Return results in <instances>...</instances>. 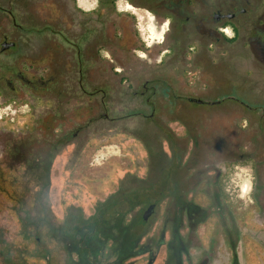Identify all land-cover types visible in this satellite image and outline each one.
Segmentation results:
<instances>
[{"label": "rangeland", "instance_id": "374dc122", "mask_svg": "<svg viewBox=\"0 0 264 264\" xmlns=\"http://www.w3.org/2000/svg\"><path fill=\"white\" fill-rule=\"evenodd\" d=\"M40 1L0 0V42L4 36L15 41L0 50V264H69L57 227L73 213L90 216L112 193L166 166L173 151L160 124L178 138L197 127L196 144L192 138L179 143L186 151L176 177L206 217L192 226L183 216L174 252L170 198H163L141 239L148 250L123 264H264V188L251 159L233 160L235 143L245 136L216 129L214 107L188 102L190 95L257 101L264 131V65L242 41L240 24L264 0L243 5L237 32L228 28L233 41L212 54L210 65L197 63L193 53L183 63L182 36L174 26L167 30L168 23L162 39L155 38L165 12L154 0L152 9L128 0L115 10L133 15L142 37L135 50L115 59L109 51L101 59H77V46L86 43L82 18L68 43L65 24L52 22ZM63 1L73 9L74 0ZM88 18L94 20L88 23L91 41L96 18L91 12ZM49 75V87L28 82ZM203 79L213 86L193 91ZM146 80L156 91L141 92ZM107 149L103 160L95 159Z\"/></svg>", "mask_w": 264, "mask_h": 264}, {"label": "flooded vegetation", "instance_id": "af4514ba", "mask_svg": "<svg viewBox=\"0 0 264 264\" xmlns=\"http://www.w3.org/2000/svg\"><path fill=\"white\" fill-rule=\"evenodd\" d=\"M88 1V0H87ZM122 1V2H121ZM128 0H91V6L83 5L78 0H74L73 9L69 10L63 0H41L40 5L44 8L48 6V13L54 15L52 22L61 21L65 24L70 35L67 42H73V28L77 26L78 15L80 19L81 40L86 41L83 48H76L75 55L77 59H82L83 55L96 56L101 59L103 52L109 51L110 56L115 57L121 54L123 50H135L137 43L140 44L142 37L138 35L133 15L118 6L127 4ZM138 4V7L152 9L150 2L153 0H130ZM253 0H154L155 7L164 11L158 18L159 25L168 23L178 29L182 36V58L186 61L185 54L193 53L196 56L197 63L207 65L212 63L213 55L217 49L226 50L227 45L233 41V35H228V28L237 32V13H246L243 5H251ZM260 1V0H258ZM130 5V4H128ZM131 6V5H130ZM41 10V9H40ZM12 17L15 26H19L13 17L12 10L5 11ZM93 13L96 18V30L91 41H88L90 30L88 23L94 20L89 19V13ZM85 17V19H84ZM244 33L241 39L247 44L253 56L258 62L264 65V3L255 4L252 8V17L240 21ZM194 35V37L191 36ZM8 41L4 36L0 42ZM15 43V41H14ZM15 45V44H14ZM13 45V46H14ZM11 46V47H13ZM9 47L8 49H10ZM169 50V49H166ZM113 60V59H111ZM202 64V65H203ZM210 65V64H208ZM204 76L206 72L202 73ZM23 74L19 73V76ZM210 75V74H209ZM211 76V75H210ZM223 87L226 84H219ZM223 85V86H222ZM213 84L206 83L203 79L198 88L192 89L195 92H206ZM156 88L146 80L141 85V92ZM196 95V94H195ZM231 97V96H229ZM189 103L209 105L215 110V128L220 131H234L235 134L245 136L235 143L233 160L240 161L244 158L251 159L257 170V184L259 188H264V131H260V117L257 101H245L240 99L220 98L206 100L203 97L188 96ZM237 106L233 107L231 104ZM187 138H179L183 145L192 138L193 143H197V127L188 126ZM185 149L183 157L185 155ZM242 190L245 191L244 187Z\"/></svg>", "mask_w": 264, "mask_h": 264}, {"label": "trees", "instance_id": "16d2710c", "mask_svg": "<svg viewBox=\"0 0 264 264\" xmlns=\"http://www.w3.org/2000/svg\"><path fill=\"white\" fill-rule=\"evenodd\" d=\"M28 82L34 86L49 87L53 80L49 75ZM159 126L168 135L173 151L166 166L161 165L152 178L134 181L130 186L112 193L96 206L90 216L73 213L64 225L57 227L56 231L70 255L69 264H123L128 258L148 250L149 245L141 243V239L147 232L156 206L165 197L170 198L169 209L176 241L174 252L180 248L177 240L183 216L192 226L206 217V211L188 200L186 188L177 183L176 175L184 153L179 144L181 140L165 125ZM62 138L67 140V137ZM146 147L154 159L153 150L147 143ZM149 206L153 208L144 219V211Z\"/></svg>", "mask_w": 264, "mask_h": 264}, {"label": "water", "instance_id": "95a60500", "mask_svg": "<svg viewBox=\"0 0 264 264\" xmlns=\"http://www.w3.org/2000/svg\"><path fill=\"white\" fill-rule=\"evenodd\" d=\"M15 43L14 41H3L2 42V45L0 47V50L1 51H5L7 50L9 47L13 46ZM107 115V114H106ZM153 207L152 206H149L145 211H144V214H143V218L146 219L148 217V214L150 213L151 209Z\"/></svg>", "mask_w": 264, "mask_h": 264}, {"label": "snow or ice", "instance_id": "6c2138e0", "mask_svg": "<svg viewBox=\"0 0 264 264\" xmlns=\"http://www.w3.org/2000/svg\"><path fill=\"white\" fill-rule=\"evenodd\" d=\"M127 7L131 8L130 5H127ZM149 19L151 20L152 17L149 16ZM166 27H167V24L165 23V24L161 27V33L155 34V38H156L157 40L162 39V31H163V29L166 28ZM150 30L154 32V29H152L151 27H150ZM141 55H143V54L141 53ZM244 189H245V191H247V186H246V185L244 186Z\"/></svg>", "mask_w": 264, "mask_h": 264}, {"label": "built area", "instance_id": "2783aa9c", "mask_svg": "<svg viewBox=\"0 0 264 264\" xmlns=\"http://www.w3.org/2000/svg\"><path fill=\"white\" fill-rule=\"evenodd\" d=\"M108 152H109L108 149L107 150H99L96 153V158L95 159L103 160L107 156Z\"/></svg>", "mask_w": 264, "mask_h": 264}, {"label": "crops", "instance_id": "0c3cea01", "mask_svg": "<svg viewBox=\"0 0 264 264\" xmlns=\"http://www.w3.org/2000/svg\"><path fill=\"white\" fill-rule=\"evenodd\" d=\"M79 1V0H78ZM82 4L89 5L91 3V0H82Z\"/></svg>", "mask_w": 264, "mask_h": 264}]
</instances>
